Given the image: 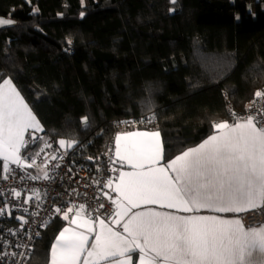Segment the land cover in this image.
Masks as SVG:
<instances>
[{
  "label": "trees",
  "instance_id": "trees-1",
  "mask_svg": "<svg viewBox=\"0 0 264 264\" xmlns=\"http://www.w3.org/2000/svg\"><path fill=\"white\" fill-rule=\"evenodd\" d=\"M0 16L16 22L0 30V83L42 126L24 155L64 139L73 160L101 163L131 119L160 133L168 162L264 90V0H0ZM63 224L27 264H48Z\"/></svg>",
  "mask_w": 264,
  "mask_h": 264
},
{
  "label": "snow or ice",
  "instance_id": "snow-or-ice-1",
  "mask_svg": "<svg viewBox=\"0 0 264 264\" xmlns=\"http://www.w3.org/2000/svg\"><path fill=\"white\" fill-rule=\"evenodd\" d=\"M5 23L11 21L0 19V24ZM255 97H264V92L257 91ZM29 129L42 130L11 80L3 79L0 159L5 173L9 164L23 167L31 160L27 167L36 165V159L22 154ZM213 129L216 134L164 166H160L158 131L117 134L115 155L131 169L120 172L113 189L117 199L111 201L117 217L113 224L123 231L99 217L98 223L81 217L84 205H80L71 220L76 228H64L51 245V264H135L133 253L139 254V264H264V228L246 231L238 219L174 214L239 213L264 201V122L249 116L235 124L215 123ZM59 144L66 142L61 139ZM66 147L71 149L73 142ZM40 171L47 178L48 173ZM112 183L107 181L108 186ZM12 191L21 196L20 191ZM143 205L174 211H132ZM63 218L68 219L67 212Z\"/></svg>",
  "mask_w": 264,
  "mask_h": 264
},
{
  "label": "built area",
  "instance_id": "built-area-1",
  "mask_svg": "<svg viewBox=\"0 0 264 264\" xmlns=\"http://www.w3.org/2000/svg\"><path fill=\"white\" fill-rule=\"evenodd\" d=\"M249 116L254 121L264 122V97L256 98L242 113L230 111L226 123ZM144 121L145 125H150L155 117H145ZM114 125L133 128L136 122L128 119L116 121ZM114 148L113 139L102 162L89 163L73 160L71 150L60 147L53 139H47L39 151L29 155L36 159V165L29 168L27 165L31 160H26L23 167L12 164L7 173L3 172L0 177V264H27L43 232L56 216L68 212L69 208L80 211V205H84L82 213L92 219L99 217L109 222L114 218L116 208L107 188L109 179L115 182L118 169ZM52 156L56 159L53 160ZM40 169L48 173L47 178ZM13 189L20 191L21 196L15 197ZM25 200L28 203H24ZM263 222V208L243 216V224L249 229Z\"/></svg>",
  "mask_w": 264,
  "mask_h": 264
},
{
  "label": "crops",
  "instance_id": "crops-1",
  "mask_svg": "<svg viewBox=\"0 0 264 264\" xmlns=\"http://www.w3.org/2000/svg\"><path fill=\"white\" fill-rule=\"evenodd\" d=\"M3 82V81H2ZM1 82V83H2ZM12 82V81H11ZM12 85H13V87H15V85L13 84V82H12ZM16 88V87H15ZM17 89V88H16ZM17 91H18V89H17ZM19 92V91H18ZM21 94V93H20ZM21 97H22V99L25 101V99L23 98V96L21 95ZM25 103L29 106V104L25 101ZM29 109H30V106H29ZM31 110V109H30ZM33 115H34V113H33ZM35 116V115H34ZM36 117V116H35ZM246 119H241V120H238V121H236V122H234V123H231V124H235V123H237V122H243V121H245ZM37 121H38V119H37ZM39 122V121H38ZM40 123V122H39ZM224 123H226V122H224ZM41 125V124H40ZM41 129H42V126H41ZM41 131L42 130H32V129H29L26 133H25V139L27 140V141H29L30 139H32V140H34L35 138H36V135L37 134H39V133H41ZM137 131H141V132H143V131H148V132H157V131H150V130H145V129H140L139 127L137 128V127H133V128H130V129H126V130H122V131H120L119 133H117V134H126V133H129V132H137ZM116 134V135H117ZM212 134H216L215 133V131H214V133H212ZM211 134V135H212ZM29 135V136H28ZM206 139V138H205ZM203 142V141H202ZM123 143V142H122ZM201 143V142H200ZM160 146H161V153H162V159H161V161H160V166H164L166 163H168V162H164L163 161V149H162V140H161V136H160ZM197 146V145H196ZM23 150L24 149H22V152H23ZM114 158H115V160H116V163H117V166H118V169H117V171L115 172V182H113L112 183V185L111 186H107V188H108V192H109V194H108V196H109V198H110V200L112 201V200H115V199H117V194H116V192L113 190L114 189V187H115V184L118 182V177H119V174H120V172L121 171H125V172H127V171H131V169L128 167V165L126 164V163H124L123 164V166H122V164H121V161L119 160V158H117L116 157V155H115V148H114ZM175 158V157H174ZM173 158V159H174ZM0 160H2V159H0ZM2 162H3V160H2ZM4 163V162H3ZM10 165H12V164H9V166ZM114 205V204H113ZM115 206V205H114ZM115 208H116V206H115ZM263 208V214H264V201H259L258 202V204H257V206L256 207H252V208H246L245 210H243V211H241V212H239V213H216V212H210V211H207V210H201L200 212H198V213H174V214H177V215H193V214H195V215H213V216H217V217H219V218H221V219H229V220H240V222H241V224L243 225V227H244V229L247 231V230H249V228H246L245 226H244V224H243V216L246 214V213H248V212H250V211H254V210H258V209H262ZM146 210H157V211H174V210H169V209H160V208H158V206H156V205H143V206H141V208H139V209H133L132 211L133 212H135V211H146ZM76 212L77 211H71V212H67L68 213V219L67 220H65L63 217H64V214L65 213H63V214H61L60 216L63 218V220H64V224H63V226L61 227V229L59 230V232L57 233V235L56 236H58L59 235V233H60V231H62L64 228H72V229H75L76 228V226L74 225V224H71V220H72V218L75 216V214H76ZM81 217H84V218H86V217H89L88 215H86L85 213H82L81 212ZM115 219H117V217H116V214H115V216H114V218L111 220V221H109V222H106L105 221V223L106 224H108V225H110V226H113V227H115L116 228V230H119V231H123V229H122V227L121 226H119V225H114L113 224V221L115 220ZM92 222H94V223H98L99 221L97 220V219H92ZM260 228H264V222H263V224L262 225H260V226H258V227H256V228H254V229H257V230H259ZM253 229V228H252ZM78 230H80V231H82L83 229H78ZM56 236H55V238H56ZM55 238H54V240H53V242H52V244L53 243H55ZM91 237H90V241H91ZM51 244V245H52ZM133 255V258H134V261H135V264H139V261H138V253H133L132 254ZM48 264H51V246H50V250H49V262H48ZM81 264H82V261H81Z\"/></svg>",
  "mask_w": 264,
  "mask_h": 264
},
{
  "label": "water",
  "instance_id": "water-1",
  "mask_svg": "<svg viewBox=\"0 0 264 264\" xmlns=\"http://www.w3.org/2000/svg\"><path fill=\"white\" fill-rule=\"evenodd\" d=\"M0 19H3L5 21H11V23L0 24V30L6 29V28H11V27L16 25V22L11 20V19H7V18L1 17V16H0Z\"/></svg>",
  "mask_w": 264,
  "mask_h": 264
},
{
  "label": "rangeland",
  "instance_id": "rangeland-1",
  "mask_svg": "<svg viewBox=\"0 0 264 264\" xmlns=\"http://www.w3.org/2000/svg\"><path fill=\"white\" fill-rule=\"evenodd\" d=\"M58 144H59V142H58ZM59 145H60V144H59ZM66 145H67V143L65 144V146H61V145H60V147H64V148H67V147H66Z\"/></svg>",
  "mask_w": 264,
  "mask_h": 264
}]
</instances>
